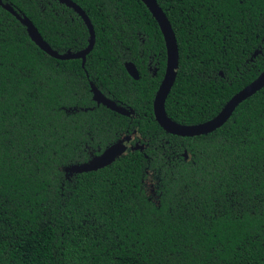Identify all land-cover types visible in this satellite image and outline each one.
<instances>
[{"label":"trees","instance_id":"trees-1","mask_svg":"<svg viewBox=\"0 0 264 264\" xmlns=\"http://www.w3.org/2000/svg\"><path fill=\"white\" fill-rule=\"evenodd\" d=\"M2 1L59 53L88 44L65 4ZM72 1L95 33L83 67L0 6V264H264V86L210 133H168L152 110L166 49L144 3ZM156 1L179 53L166 114L210 120L264 68V0ZM90 83L133 114L97 105ZM127 135L143 148L72 171Z\"/></svg>","mask_w":264,"mask_h":264},{"label":"water","instance_id":"water-1","mask_svg":"<svg viewBox=\"0 0 264 264\" xmlns=\"http://www.w3.org/2000/svg\"><path fill=\"white\" fill-rule=\"evenodd\" d=\"M62 4L72 8L84 21L89 37L88 44L86 47L77 50L75 52H71L67 50L64 53H59L57 50L53 49L41 36L38 29L35 27L33 22L25 15L17 12L13 6L7 3H3L0 0V6H2L5 10L10 12L16 19L25 26L28 36L30 39L45 53L50 55L55 59L66 60V59H81V65L84 66L86 55L91 51L95 42V33L93 25L86 15L85 11L74 1L72 0H57ZM146 8L149 10L153 18L158 24L160 32L163 36L165 49H166V66L164 76L161 80V83L156 91L154 100H153V114L156 122L159 124L161 128H163L166 132L179 135V136H197L202 134H207L215 129L222 126L231 116L235 108L240 104L243 100L253 95L255 92L260 90L264 86V68L262 71L254 78L250 83L236 92L226 103L223 109L212 119L207 120L202 123L185 125L173 122L169 119L165 111V100L166 97L175 81L177 71H178V63H179V53H178V45L175 33L171 26V23L167 16L165 15L162 8L158 5L156 0H141ZM124 67L127 73L133 78L138 79L139 73L134 65V63L127 61L124 63ZM90 89L92 92V98L96 102L97 105L102 104L107 108L122 114V115H130L133 112L125 109L117 105L113 100L107 98L98 88L94 86L93 83H90ZM133 135H127L122 137L116 143L109 145L105 148L100 154L93 156L88 162L81 165H74L72 167V171L86 172L93 171L99 168H102L112 161L115 160L117 156L124 153L127 149V141L131 140ZM131 146V145H130ZM132 149H142L143 145L135 144L131 146ZM184 157L187 158V153L184 151ZM71 171V169H70Z\"/></svg>","mask_w":264,"mask_h":264},{"label":"flooded vegetation","instance_id":"flooded-vegetation-1","mask_svg":"<svg viewBox=\"0 0 264 264\" xmlns=\"http://www.w3.org/2000/svg\"><path fill=\"white\" fill-rule=\"evenodd\" d=\"M150 72L151 73V75H154V74H156V72H157V67H155V66H153L152 64H151V62H148V64H147V72ZM165 72V71H164ZM164 76V75H163ZM163 78V77H162ZM162 80V79H161ZM161 83V82H160ZM160 83H159V85H160ZM159 87V86H158ZM158 89V88H157ZM156 94V93H155ZM155 97V96H154ZM153 100H154V98H153ZM152 110H153V102H152ZM133 112V111H132ZM133 114V113H132ZM132 114H130V115H132ZM153 116H154V114H153ZM155 119V118H154ZM133 139V138H132ZM132 141V140H131ZM129 145H131V143L129 142Z\"/></svg>","mask_w":264,"mask_h":264},{"label":"rangeland","instance_id":"rangeland-1","mask_svg":"<svg viewBox=\"0 0 264 264\" xmlns=\"http://www.w3.org/2000/svg\"><path fill=\"white\" fill-rule=\"evenodd\" d=\"M131 140L127 141V148L132 146V145L131 146L129 145V142L131 143Z\"/></svg>","mask_w":264,"mask_h":264}]
</instances>
